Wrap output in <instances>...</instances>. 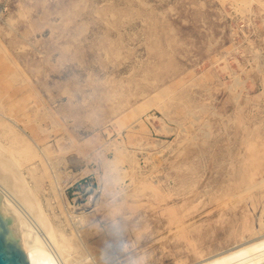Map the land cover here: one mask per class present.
<instances>
[{
    "label": "rangeland",
    "instance_id": "rangeland-1",
    "mask_svg": "<svg viewBox=\"0 0 264 264\" xmlns=\"http://www.w3.org/2000/svg\"><path fill=\"white\" fill-rule=\"evenodd\" d=\"M0 124L42 153L23 169L47 168L40 201L71 261L220 253L243 216L264 227V0H0ZM142 181L170 200L135 194Z\"/></svg>",
    "mask_w": 264,
    "mask_h": 264
},
{
    "label": "bare ground",
    "instance_id": "bare-ground-1",
    "mask_svg": "<svg viewBox=\"0 0 264 264\" xmlns=\"http://www.w3.org/2000/svg\"><path fill=\"white\" fill-rule=\"evenodd\" d=\"M245 90L246 89H244V91ZM162 107L164 106L162 105ZM12 125L17 128L16 123L13 122ZM0 127H1L0 128V212H2L4 216H6L7 211L5 209V204H9L14 208V211H16L22 218L25 219L24 221L28 223L29 228H30L29 231H27L26 229L24 232H17L16 231L17 229H15V225H14L13 231L15 235H17L18 237L19 244L22 250L24 251V253L26 254L29 264H72L71 262H73V264H96L95 262H93L92 258L88 259L87 256H84L81 260H78V261H71L70 259H68L70 257L68 250L74 243H72V241L70 243V240H69L70 237L68 238L64 234L63 230L60 228L61 221L60 222L57 221L55 215H52L53 213L51 214L50 212H46L40 201V195H41L40 193L43 190L42 188L43 181H44V178L46 179L48 177L47 170H46L47 168H45V166L41 163L39 168L41 167L42 169L41 168L37 169L36 167L38 166H35V168H32L30 166V168H27L25 171L27 172V174H25L24 169H23L24 168L23 165H25L24 163H27L29 160L34 159V158L35 160L36 158L41 160L40 154L42 153L35 151L34 144L30 143L31 138L28 140L29 137L25 139L23 135L18 134L20 132L15 133L16 131L14 130V127L9 126V125L8 127H5L1 124H0ZM7 136H8L7 142L4 141L5 143H3L2 139L6 138ZM40 162H42V160ZM105 164L108 166H111L113 163L110 161H106ZM261 182H264V181L262 180ZM131 189H134V188H131ZM142 192L144 193L149 192L151 194V197H153V200L157 203L163 202L162 205H164V202L167 201L171 197V193L163 190L160 184L158 183L156 184L150 181H142L141 184L137 188V193L135 194L142 193ZM214 192L215 194H217L216 191ZM128 196L131 197L130 195ZM128 196L126 195L125 198ZM126 202H127V198L124 199L123 202H121V204L117 205L116 204L117 202H116L115 203L116 205H113L111 207L112 209L111 212H108V216H112L115 213H118L121 210V208H123L126 205L129 206ZM182 203H180V206ZM143 204L145 205L146 203H143ZM108 206L107 208H109ZM132 206H133L132 209L134 210L135 208H137L135 203L132 204ZM151 206H155V205H151ZM151 209H148V210H151ZM163 209H164V212H161V215L164 217L166 221L165 224H167L168 226L175 227L176 232H177L176 236L178 237V239L185 240V230L182 228L181 225L184 224V222L182 223V219L185 217V216L183 217V215H186L187 213L179 212L177 211L176 207H173V206L165 207ZM245 209L246 207L244 208V210ZM246 212H248V210ZM133 214H134V211H133ZM253 215L248 216V217L251 218ZM247 219L248 218H246V216H243V220L241 224L239 223L240 226H238L237 228L233 226L232 230H229L233 233L232 236L234 235L233 239L235 243L232 246L224 249L220 253L203 258L202 252L196 247L197 244L196 246L195 244L190 245L191 251L190 250L189 251L192 252V254H194L195 256L194 258L195 262L193 264H264V227H261L262 225L260 224L259 228L257 227L254 228L250 224L252 222L251 221L249 222ZM110 220H111V217H110ZM114 221H115V218H114ZM185 227L186 226H184V228ZM246 235H248V239H245L247 238Z\"/></svg>",
    "mask_w": 264,
    "mask_h": 264
},
{
    "label": "water",
    "instance_id": "water-1",
    "mask_svg": "<svg viewBox=\"0 0 264 264\" xmlns=\"http://www.w3.org/2000/svg\"><path fill=\"white\" fill-rule=\"evenodd\" d=\"M6 216L0 212V264H29L13 231L18 217L7 213Z\"/></svg>",
    "mask_w": 264,
    "mask_h": 264
}]
</instances>
